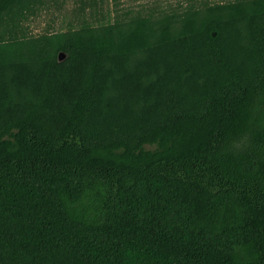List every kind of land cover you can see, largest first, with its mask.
<instances>
[{"label": "trees", "instance_id": "trees-1", "mask_svg": "<svg viewBox=\"0 0 264 264\" xmlns=\"http://www.w3.org/2000/svg\"><path fill=\"white\" fill-rule=\"evenodd\" d=\"M58 4L0 0V264H264V0Z\"/></svg>", "mask_w": 264, "mask_h": 264}, {"label": "rangeland", "instance_id": "rangeland-1", "mask_svg": "<svg viewBox=\"0 0 264 264\" xmlns=\"http://www.w3.org/2000/svg\"><path fill=\"white\" fill-rule=\"evenodd\" d=\"M58 5H50L39 11L36 17L29 22L31 32L42 33L45 30L61 32L69 27L78 28L81 19L96 24L112 22L116 14L130 11L132 14L139 9L169 12L177 7L179 3L191 2L193 0H103L95 7H86L79 13L76 9V0H58ZM212 2H226L229 0H210Z\"/></svg>", "mask_w": 264, "mask_h": 264}, {"label": "water", "instance_id": "water-1", "mask_svg": "<svg viewBox=\"0 0 264 264\" xmlns=\"http://www.w3.org/2000/svg\"><path fill=\"white\" fill-rule=\"evenodd\" d=\"M64 56H65V55L61 53V54L59 55V58H60V59H63Z\"/></svg>", "mask_w": 264, "mask_h": 264}]
</instances>
